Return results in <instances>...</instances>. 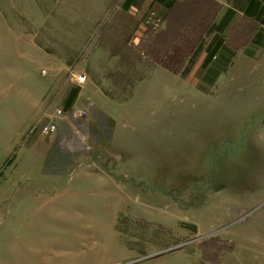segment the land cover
I'll return each instance as SVG.
<instances>
[{
  "label": "rangeland",
  "instance_id": "obj_1",
  "mask_svg": "<svg viewBox=\"0 0 264 264\" xmlns=\"http://www.w3.org/2000/svg\"><path fill=\"white\" fill-rule=\"evenodd\" d=\"M62 1L0 0V47L20 63L0 65V120L13 87L45 92L23 141L0 135V264H264V70L232 68L225 36L206 68L210 35L158 43L146 0L141 37L119 35L120 7L93 35H59L75 25Z\"/></svg>",
  "mask_w": 264,
  "mask_h": 264
},
{
  "label": "crops",
  "instance_id": "obj_2",
  "mask_svg": "<svg viewBox=\"0 0 264 264\" xmlns=\"http://www.w3.org/2000/svg\"><path fill=\"white\" fill-rule=\"evenodd\" d=\"M127 1L63 0L60 4L62 6L60 11L64 15L63 19L71 20L73 23L75 22V25L71 28L68 25H60L58 28L61 33L58 34L93 35L91 28L94 29L100 21L105 20L108 16L111 21L115 17L114 8L120 7L121 12L118 16L129 21L130 28L123 31L121 26L119 35L141 37L144 33L142 20L146 15L142 0H133L129 5ZM166 2L171 3L172 0H166ZM163 4L161 0H146L145 3L146 6H150V11H154L163 19L162 29L157 34L158 43L166 46H183L181 50L194 51L197 48L193 46L199 45L206 35H210V39L206 40L205 46H213L221 36H225L226 47L224 48L241 53L235 55L232 68L237 63L240 67L251 66L257 68L259 73H263L264 0H173L172 6L168 9ZM113 29L116 31L118 28ZM139 37L135 40H138ZM128 39H123L121 42L125 46V48H120L121 51L123 49L129 51L134 48ZM26 46L29 48V45ZM245 49L253 50L255 54L253 56L242 54ZM5 50V47H0V65H5L9 69L20 65L18 61L12 59V51L6 52ZM257 53L259 54L257 55ZM9 73L15 76L14 71L11 70ZM20 73H22L21 68ZM232 74L234 75L236 72L233 71ZM28 78V76L24 77L26 80ZM26 90V87H13L11 94L17 98L16 106L2 111L0 135L3 136V141L6 143L13 141L12 144L16 145L23 141L26 133L37 119L42 101H45V92L42 93L39 89L36 91ZM19 96H22L20 97L22 101L19 100Z\"/></svg>",
  "mask_w": 264,
  "mask_h": 264
},
{
  "label": "built area",
  "instance_id": "obj_3",
  "mask_svg": "<svg viewBox=\"0 0 264 264\" xmlns=\"http://www.w3.org/2000/svg\"><path fill=\"white\" fill-rule=\"evenodd\" d=\"M146 21L151 22L152 23V28L154 30L158 29L161 26V21L160 19L157 17L156 13L154 11H150L147 15H146ZM45 72H42V75H44ZM86 76L84 74H76L74 76V81L77 83L78 86L84 85V83L86 82ZM49 106L47 105V110L45 109L44 111V116L45 117H49L48 113ZM68 110H62V109H54L53 113H54V117L56 118L57 121L59 122H66L67 120H69V118H78L80 116V114H84L85 111L83 109H74L73 111H69ZM40 130L45 133V134H52L54 132L57 131L58 125L57 123H54L52 121H48L45 122V124H40Z\"/></svg>",
  "mask_w": 264,
  "mask_h": 264
},
{
  "label": "trees",
  "instance_id": "obj_4",
  "mask_svg": "<svg viewBox=\"0 0 264 264\" xmlns=\"http://www.w3.org/2000/svg\"><path fill=\"white\" fill-rule=\"evenodd\" d=\"M132 1H133V0H128V1H127V4L129 5ZM161 1H163V3H164L163 5H164L167 9L170 8V7L172 6V4H173V0H172L171 3L166 2V0H161ZM221 48H223L222 45H221V41H216V42L213 44V46H210V52L208 53V55H207L205 61L203 62V64H202L201 66H202L203 68H206L207 65H209V64L212 62L213 58H214V57H217V55H218V53H219L220 51H222V50L225 51V49H222V50H221ZM220 53H221V52H220ZM222 56H223V53H222ZM77 93H78V89H74V90H72V91L69 93V96H68V99H67V101H66V105H65V108H66V109H68V108L72 105L74 99H75L76 96H77Z\"/></svg>",
  "mask_w": 264,
  "mask_h": 264
}]
</instances>
